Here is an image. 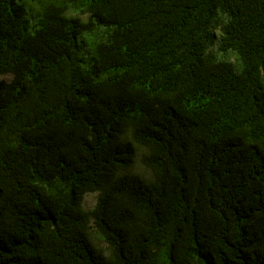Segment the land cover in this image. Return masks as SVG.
<instances>
[{
  "label": "trees",
  "instance_id": "obj_1",
  "mask_svg": "<svg viewBox=\"0 0 264 264\" xmlns=\"http://www.w3.org/2000/svg\"><path fill=\"white\" fill-rule=\"evenodd\" d=\"M0 264H264V0H0Z\"/></svg>",
  "mask_w": 264,
  "mask_h": 264
},
{
  "label": "rangeland",
  "instance_id": "obj_2",
  "mask_svg": "<svg viewBox=\"0 0 264 264\" xmlns=\"http://www.w3.org/2000/svg\"><path fill=\"white\" fill-rule=\"evenodd\" d=\"M140 153V152H139ZM139 153L137 154L136 158H135V167L137 168V166H139ZM95 199H96V193H86L83 197V207L85 209H90L93 207L94 203H95ZM99 246H103V242L101 241H97Z\"/></svg>",
  "mask_w": 264,
  "mask_h": 264
}]
</instances>
